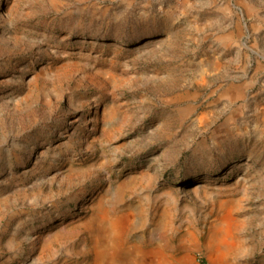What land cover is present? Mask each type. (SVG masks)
<instances>
[{"label": "rangeland", "instance_id": "1", "mask_svg": "<svg viewBox=\"0 0 264 264\" xmlns=\"http://www.w3.org/2000/svg\"><path fill=\"white\" fill-rule=\"evenodd\" d=\"M0 264H264V0H0Z\"/></svg>", "mask_w": 264, "mask_h": 264}, {"label": "bare ground", "instance_id": "2", "mask_svg": "<svg viewBox=\"0 0 264 264\" xmlns=\"http://www.w3.org/2000/svg\"><path fill=\"white\" fill-rule=\"evenodd\" d=\"M221 227H223L224 229L221 230L219 228L218 230L214 231L213 234H214V238L216 239V242L220 243V245L222 246L223 245V242L227 238L228 234H227V231L225 229V225H223L222 222H221Z\"/></svg>", "mask_w": 264, "mask_h": 264}]
</instances>
